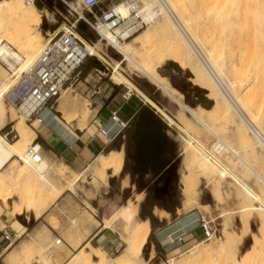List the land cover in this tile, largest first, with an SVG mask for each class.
Here are the masks:
<instances>
[{
  "label": "rangeland",
  "instance_id": "1",
  "mask_svg": "<svg viewBox=\"0 0 264 264\" xmlns=\"http://www.w3.org/2000/svg\"><path fill=\"white\" fill-rule=\"evenodd\" d=\"M126 1L109 0L105 5H110L111 8H114L116 5L125 3ZM144 1L145 3L147 2V0ZM154 1L156 2V0ZM180 1L183 2L188 14L190 13L189 15L194 18L198 17V15L206 16L204 8L209 14L208 11L212 7V5L210 8L205 7L204 4L208 0H205V3L202 0ZM242 1L226 0L225 3H220L227 10H224V16L222 15L218 19L217 37L223 39L225 42L230 41L231 47H233L234 40L238 37L240 40L242 37L248 39L247 43L250 45V49L252 48L251 51L253 52L252 54L255 60L250 71L248 70L250 73L247 71L250 81L249 90L254 89L255 93L263 96V104L260 105L264 108V0H247L248 3L244 0L246 5ZM43 3L48 7L47 12L46 15L42 14L44 16L43 22L35 29L41 32L45 40H43L41 49L38 50L36 57L49 40L55 36L60 37L62 35L64 31L59 32L61 26L65 25L66 27H70V23H73L79 15L93 17L82 6L79 0H43ZM207 5L210 4L207 3ZM247 6L251 7V9ZM50 9H52V17H50L51 13L48 11ZM242 9L245 11L244 13L247 19L244 20L246 24L243 27L251 30L247 32V34L250 33L248 36L247 34L239 33L240 20L238 15L240 11L243 12ZM201 10L202 14H199L198 11L201 12ZM226 12L229 13V17L226 16ZM162 15L164 20L170 21L169 23L176 31V35L182 39L187 45V49L191 51L186 41H184L185 39L180 36L181 33H179L173 20L164 13ZM80 22L88 26L84 21ZM199 23H201L200 20L198 21ZM206 23L210 26L212 24V18H206ZM18 29V24L13 21L5 25L2 31L6 33L7 31H17ZM90 31L93 41L87 42L91 45L90 49L95 50V55L88 57L80 69V80L69 88L68 95L71 99L70 115L74 114L75 117H78L76 119L78 127H90L102 112L103 102L106 101L109 89L112 86L118 85L114 82L119 83L121 80L125 83L124 85L130 87L126 81L137 86L136 81L142 80L154 86L156 91L159 92V96L157 97L159 104L148 97L146 105L151 107L152 103L156 104V113L161 118L157 119L158 124H160V128L157 126V131L162 139L168 140V147L163 158L166 159L168 164L167 171L164 174L171 176L172 187L175 193L173 205L177 209L172 219H175L179 215L200 212L202 216H205L212 222V225L217 230V236L212 240L197 241L186 246L187 248H183L182 251L173 254H167L162 249L163 247H161V254L157 255V250H152L151 246L147 245L143 252V258L148 260L152 253L155 255V258L158 256L156 259L154 258L151 264H170L169 261L172 258L176 259L177 264H264V242H262L263 239L261 238V234H259L260 221L264 217L262 215L264 214V146L254 137L251 130L249 131L245 124L241 122L239 116L229 107L228 103L234 123L224 124L225 122H215L208 114H205L203 119L200 117L212 130H209L198 119L193 117L185 107H182L187 106L194 110L203 108L207 113L214 107L213 102L204 96L205 92L200 94L201 90L199 87L190 81L191 74L189 71H181L179 67H175L168 60H165L161 64H156L158 73L166 77L172 88L183 95V100L181 99V102H183L180 104L176 99L168 96L156 85L152 84L141 73L134 70L136 69L134 67L135 65L124 62L125 57L119 53V50L114 45L105 39L102 40L91 27ZM140 33H144L143 36L133 41L130 44V48L134 60L138 64L144 65V60L148 53L145 50L146 46L154 51H160L166 47V44L162 41L163 36L157 33L155 28H151L149 24L141 29ZM249 35L253 37L250 38ZM193 37L195 36L193 35ZM248 37L253 40H249ZM4 42L11 45L16 54L26 64L32 62L33 59L29 61L9 41ZM242 44L239 43V46H242ZM245 44L243 45L245 46ZM239 52L240 50L234 55L235 65L238 67L240 66L241 60ZM190 53L192 54V52ZM192 56L195 57L194 55ZM117 63H123L119 69H116ZM191 65L194 68H198V70L209 78L207 70L196 57L192 58ZM92 67L94 70H91ZM9 78V74L5 68L0 65V85H2L0 86V92L5 83L9 81ZM209 80L213 83L211 78ZM124 85L119 86L125 88ZM1 101L4 105L7 119H0V133L4 135L8 131H12L9 136V141L14 143L18 138L14 126L21 118H24L18 115L17 110L8 108L2 97ZM57 107L58 102H55L53 109L50 110L61 121L60 123L64 127L75 131L77 126L71 125L75 122L70 123L57 110ZM181 113H184L185 117L192 124V129L188 133L185 131L183 125L178 122V116ZM110 115V113H107L106 119ZM29 125L36 134L41 129L40 123L34 125L29 123ZM8 126L9 129L5 131L4 128ZM134 126L135 122L123 133L124 138L118 149L121 150L122 148L125 151L123 171L118 177H113L111 173H108L107 181L97 179L92 175L94 162L83 172H74L66 168L62 161L53 157L50 159L52 166L47 176L50 181L49 183H43L34 178L19 176V172L22 170L21 164L13 163L8 167V171L12 175L11 173L4 174V182H0V231L7 230L11 234L10 228H12L22 238L17 237L13 239L12 243L5 245L0 251L1 264H4V258L14 249H17L15 251L17 257H15L16 259L13 264H66L78 252L75 249L77 247V240L83 237L86 231L85 229L91 226V223L85 215L90 220H93V218L85 211L86 207L92 211V214L100 222L101 219H107L111 222L114 220L112 222V230H107L106 234L111 241H108L105 246L99 243H93L92 245L93 247L102 246L105 252L100 249L104 252L109 264L118 263L117 258L125 252L132 231V226L126 225L119 218L122 207L131 202L136 204L135 198L137 194L144 193V199L140 203H137L138 212L136 219L141 220L140 214H146L149 211L151 203L149 198L153 195L154 189L163 186V180L156 178L153 171H149L143 176H139L138 173L134 172L138 145L136 138L133 136ZM238 127H244L247 135L246 138H249L253 143L259 142L262 147L260 146L255 150L251 148L244 141L243 134L239 131ZM260 130L264 134V129L260 128ZM35 142L42 146L43 155L46 156L45 151L47 148L42 140L36 139ZM187 149L193 152L192 160H188V162L185 161V152ZM187 173L189 177L191 173L193 174H191L193 193L189 200L185 198L181 184L183 176L187 177ZM76 180L77 183L71 188V185ZM127 180L129 184L125 187L124 184ZM140 181L145 182L144 188L139 187ZM68 189L72 190L68 191ZM60 192H64L63 195L67 192L65 198L61 200L60 198L63 195L58 198ZM4 199L9 201L8 206L5 205ZM256 208H262V210H256ZM18 210H22L23 214L18 215ZM80 224H84L85 226L80 227ZM20 225H23L25 228H22ZM7 226L11 227L9 228ZM43 227L54 230L55 234L48 230L46 240L42 237V244L40 245L38 243L37 245L23 243L30 241L31 237L35 234L43 232ZM194 227L199 228V222ZM227 234L230 241L226 244ZM72 236L75 238L74 242ZM58 238H62L63 243L66 245H57L55 241ZM256 241L259 243H257V248L255 249L253 246ZM188 243L186 242V244ZM21 244L22 246L20 247ZM25 246H28L27 251H21ZM50 247H53V252L50 251ZM193 249L195 251L198 250V253L194 256H192L194 251H191ZM206 249L212 250L207 252L205 251ZM91 250V248L84 249L85 252H88L92 256L94 262L96 259L99 262L100 259ZM80 252L68 264H93L86 260ZM97 261L95 262L96 264H101Z\"/></svg>",
  "mask_w": 264,
  "mask_h": 264
},
{
  "label": "bare ground",
  "instance_id": "2",
  "mask_svg": "<svg viewBox=\"0 0 264 264\" xmlns=\"http://www.w3.org/2000/svg\"><path fill=\"white\" fill-rule=\"evenodd\" d=\"M166 1L170 6L173 15L168 13L159 4L158 0H156L157 3L154 0L153 1L147 0L146 3L144 0H127L125 3L124 2L120 3L114 7L115 13L119 14L121 19L127 20L130 18L131 15L130 5L132 4V2H135V4H137L140 10L139 12L140 15L142 16L144 22L146 23V26H148L149 24L151 28H155L156 32L163 36L162 41L166 44V47L163 50L154 51L150 47L146 46L145 50H147L148 53L146 59L144 60V65H140L134 60L132 56V50L130 48V44L133 41L139 39L141 36H143L145 32L141 34L140 30L143 29L145 26L143 28H139L136 30L126 31L124 30V24L113 27L114 25L107 24V22L102 20L100 22L99 29L103 38L109 41L119 50V53L125 57L124 62H128V64L130 65L132 64L135 65L134 67L136 69L134 70L141 73L143 76L149 79V81L152 84L156 85L160 90H162L168 96L176 99L180 104H182L183 102V101L181 102L183 95L180 94L177 90L172 88L169 80L166 77H163V75L161 76V74L158 73L159 71L156 70L157 68L156 64H161L165 62V60H168L175 67L177 68L179 67L181 71H189L191 74L190 81L195 86L199 87V89L201 90V91L199 90L200 94H203L205 92L204 96L208 100L213 102L214 107L208 113L203 108H198L194 110L188 108L187 106H182V107H185L193 117L198 119L199 122L204 124L209 130L212 129L202 120L204 118L203 116H205V114H208L213 118L215 122H222V123L225 122L224 124L234 123V119L229 109V107H231L232 110L236 112L235 114L239 116L241 122L245 124V126L249 131L251 130V133L254 135V137L261 143L262 146H264V134L262 133L263 131L261 132L260 130V128L264 129V108L261 107L262 105H260L263 104V96L255 93L254 89L249 90L250 87V81L248 79L250 73L249 71L252 68L253 64L255 63L254 55L252 54L253 52L251 51L252 48L250 49L249 47L250 45H248L247 43L248 39L243 38L242 36H241L242 37L241 40L238 39L239 37L234 40L233 47H231L230 41L225 42L223 39L217 37L218 19L220 16L223 15L224 10H227L226 8H224V5L220 3H225L226 0L206 1L210 5L206 6L207 4L206 3L204 4L205 7L210 8L212 5V7L208 11L209 14L204 8L206 12V16L198 15V17L195 18L193 16H190L189 15L190 13L188 14L183 2H181L180 0H166ZM245 1L247 2V0ZM245 1L243 0L242 2L246 5ZM202 2L205 3V0H202ZM199 6L201 5L199 4ZM47 8L48 7L43 3V0H0V60L2 62H5L10 69L16 72L15 76L10 74L6 66L0 63V65L3 68H5V70L7 71L10 77L9 81L5 83V85L2 88V91L0 92L1 95L0 119L2 120H6L7 115L5 113V109L1 101V97L8 108L16 110L14 107L7 105L5 100L6 94L15 85L17 81L16 77H19L20 74H22V72L26 69L28 65H33L39 57V55L37 57L36 55L38 53V50L41 49L40 47L42 46L43 40H45V38L43 37L41 32L36 31L37 29L35 28L36 27L38 28V26L42 24L44 18L42 14L46 15ZM249 9H251V7H249ZM50 10L48 11L51 13L50 17H52L53 15L52 9ZM199 11L198 13L202 14V10L201 12ZM242 11L243 12L240 11L238 15V18L240 20L239 33L247 34V32H250L251 30H247L245 27H243L246 24V21L244 22V20L247 19H246V14L244 13L245 11L243 9ZM163 13L169 16L171 20H173L175 26L179 30V33H181L180 36H182L185 39L184 41H186L191 51L187 49V45L182 41V39L176 35L175 33L176 31L173 29V26L169 23L170 21L168 22V20L166 21L162 18ZM226 13H227L226 16L229 17V13L228 12ZM208 17L212 18V24L210 26H208L206 23V18ZM198 19L201 21V23H199L201 24V26H199L198 24L199 21ZM13 21H15L18 24L19 29L17 31H7L6 33H3L2 29L4 28V26ZM59 32L76 34L80 42L83 44L87 56L92 57L95 55V50L90 49L91 45L87 42V40L84 39L82 36H80V34H78L71 26L70 27H66L65 25L61 26ZM251 34L253 33L251 32ZM193 35L195 37H193ZM249 36L250 38L253 37V36L251 37V35ZM55 38L57 37L56 36L53 37V39ZM250 38L249 40H251ZM4 41H9L29 61L33 59L32 62L28 61L30 64H26V62L20 59L18 54H16L14 48L11 45L5 43ZM49 41L47 42V44L49 43ZM239 43L240 44L247 43V44H245V46L243 44L242 46L241 45L239 46ZM239 50H240L239 53L241 55L240 66H239L240 68L237 65H235V56H234ZM190 52H192V54ZM192 55H194L199 60V62L203 64V67H205V69L207 70L209 74V78H211L213 83L200 70H198V68H194L191 65L192 58H195ZM34 57L36 58L34 59ZM122 64L123 63H117L116 69H119ZM247 71L249 73H247ZM69 88L64 89L65 91L63 90V93L57 100L58 101L57 110L70 123H74L76 122V119H78V117H75L74 114L70 115L71 99L69 98L68 95ZM127 88L129 89V92L127 94L128 97H131L133 93L137 94L136 90L132 89L131 87H127ZM227 103L229 104V107ZM151 108L156 112L157 106L155 103L151 104ZM11 114L13 113L11 112ZM18 115L22 116L25 120L21 118L14 126L15 127L14 129L17 131L18 134L17 140L14 141V143H11L8 139H6L5 135H2L0 133V182H4V178H3L4 174L11 173L10 171H8V167L13 163H18L21 164L20 166L22 168V170L19 172V176L34 178L36 180L42 181L43 183H49L50 181L47 176L51 169L52 162H50V160H48V158H46L43 155L42 146L39 143L35 142V140L37 139V134L30 127L25 113H21V114L18 113ZM43 115L45 121L44 112ZM178 117H179L178 122H180V124L183 125L185 131L188 133L192 129V124L190 123L189 119L185 117L184 113H181ZM38 123L39 122L36 121L33 123V125ZM114 124L117 126L116 123ZM244 127H240V128L238 127L239 131L243 134L242 137L244 141H246V143H248L251 146V148H253L254 150L260 147L261 145L259 142L253 143L252 141H250L249 138L248 139L246 138L247 135ZM30 150H32L33 152L31 155L29 154ZM185 154H186V159H185L186 162H188V160H192L191 158L193 157L192 156L193 152L187 149ZM124 163H125V151L122 148L121 150H116V151L114 150L108 154H102L93 163L94 167L92 168L93 170L92 175L97 179H103L105 181H107L108 173H111V176L113 177H118L121 175L123 171ZM191 174L189 177L187 173V177L183 176V179L181 181L183 187L182 191L187 200L191 198L193 193V187L191 184V179H192ZM76 183L77 180L73 182L71 188H73ZM128 184L129 182L127 180L125 181L124 186L127 187ZM71 190L72 189H68V191ZM63 193L64 192H60L58 198L61 197ZM143 199H144V193H138L135 198L136 204L131 202L127 205H124L121 209L120 215L118 214L119 218L122 219L123 222L126 223V225L132 226L131 229L132 231L130 233L131 236H129L130 239L127 238L128 242L125 252L123 253V255L117 258L118 260L117 264H136V263L151 264V262L155 258L154 254H152L148 260H145L143 258V252L148 244V238L151 233V225L149 221L136 219L138 212L137 203H140ZM4 203L6 206L9 205V201L7 199H4ZM157 210H155V212L158 213L160 210L159 211ZM256 210H262V208H256ZM17 214L18 215L23 214L22 210H18ZM160 215L166 217L169 214L167 215L166 212L162 211L160 212ZM103 222H104L103 229L104 228L110 229L112 227V222L110 220L106 219ZM260 222H261L260 223L261 226L259 229V234H261V238L263 239L262 242H264V217L261 219ZM20 226L22 228H25L23 225ZM17 237L22 238V236L18 235V233H17ZM226 237H227V241H226L227 244L229 243L230 238L228 234ZM168 240L169 237L165 240V242H167ZM257 243L259 242L256 241L254 243L253 248L255 249L257 248ZM60 244H62V242ZM27 247L28 246L23 247L21 251H27L28 249ZM90 248L94 251L93 252L91 250L95 254V256L98 259H100L99 262L101 264H109V262H107L108 259L105 257L104 252L100 248L93 246H91ZM211 250L212 249H206L205 251L209 252ZM191 251L192 252L194 251L192 253V256L198 253V250L195 251L193 249ZM80 253L86 260L90 261L93 264H96L95 262L97 261V259L94 262V260H92V256L88 252L81 250ZM15 257H17L16 253L13 252L5 259V264H13L14 260L16 259ZM45 261L48 262L47 259H45ZM169 263L177 264V261L176 259L172 258L169 261Z\"/></svg>",
  "mask_w": 264,
  "mask_h": 264
},
{
  "label": "crops",
  "instance_id": "3",
  "mask_svg": "<svg viewBox=\"0 0 264 264\" xmlns=\"http://www.w3.org/2000/svg\"><path fill=\"white\" fill-rule=\"evenodd\" d=\"M107 8H110V5H104L102 11H105ZM91 70L94 69L92 68ZM114 83L118 85L112 86V88L109 89L106 101L103 102V110L95 119L93 125H91L90 127H78V122L76 121L74 124H71L77 126V128H75V131H73L68 127H64L60 123L61 121L54 115V113L50 109H46L44 111L45 121L43 123H40L41 129H39L37 132V139L42 140L43 144L46 146L47 150L45 151V154L47 157H45L48 158V160L55 157L59 161H62L65 166L68 167L71 171L83 172L100 155L108 154L114 150H118L112 149L114 148L116 138H124L123 133L130 127V125L135 122L137 116H140V113L145 108H147L148 105H146V101L141 98L138 92L137 94L133 93L131 97H128L127 94L129 92V89L127 87L129 86L124 85L125 83H123L121 80L119 83ZM119 85H124L125 88H121V86ZM115 111H117V115L120 120L128 124V126L122 131L119 130V128L112 121V113ZM107 113H110L111 115L106 119ZM8 129L5 130L4 128L5 131H7ZM102 130H104L105 133H103ZM7 133L11 135L12 131H8L5 134ZM108 150L109 152L106 153ZM157 177L159 176H156V178ZM66 193L60 198V200L62 198H65ZM92 208L96 210L94 207ZM153 208L154 209H152V214L155 218L156 227H152L150 219L145 220L150 222L152 234V238L150 237L151 234L149 236L147 245H150L152 250H157V255L161 254V247H163L162 249L167 254H173L182 251L183 248L190 244H193L200 240H204L203 232L200 227H194L195 224L197 223L198 225V222L200 221V212L192 213L189 215H179L175 219H172V216L176 213V211L175 213H171L158 205L153 206ZM155 210L160 211L157 213L155 212ZM85 211L93 218V220H90L87 215L84 214L87 220L91 223V226L86 228L83 237L77 240V247L75 249H77L78 252L75 253L73 257L81 250L93 246V243H99L105 246L108 241H111V239L106 234L107 230H112V228L103 229L104 220L101 219V222L98 221L92 214V211L87 207L85 208ZM162 211L166 212L167 215H169L167 217L161 216L160 212ZM142 220L144 219L142 218ZM83 226L85 225L80 224V227ZM7 227L10 228L11 226ZM10 229L11 234L7 230L0 231V251L5 247V245L9 244V242H7L4 238L5 234L7 233L14 236V232L16 230L14 231V229L12 228ZM48 230L51 233L55 234L54 230L43 227V232L35 234L31 237L30 241H26L23 243L34 245H37V243L39 245L42 244V237H44V239L46 240L49 232ZM168 237L169 240L165 242ZM72 238L74 242L75 238L73 236ZM65 242L69 244L66 240ZM186 242L189 243L186 244ZM22 244L20 245V247L22 246ZM62 244L65 243H63L62 241ZM107 246L109 247V245ZM97 248H101L105 252L102 246H97ZM16 250L17 249L12 250L4 258V264L5 259ZM72 258H70L66 264H68Z\"/></svg>",
  "mask_w": 264,
  "mask_h": 264
},
{
  "label": "built area",
  "instance_id": "4",
  "mask_svg": "<svg viewBox=\"0 0 264 264\" xmlns=\"http://www.w3.org/2000/svg\"><path fill=\"white\" fill-rule=\"evenodd\" d=\"M79 1L93 17L79 15L73 23H70V26L76 32L80 21L87 23L102 40L104 38L99 29L102 20L107 22V24L114 25L113 27L124 24V30L126 31L146 26L135 2L130 5V18L123 20L119 14L115 13L114 8L110 7L102 11V7L109 0ZM158 2L168 13L173 15L166 0H158ZM87 59L85 48L77 35L74 33H62L60 37L50 40L40 52L37 61L33 65H28L22 74L16 77L15 85L5 97L7 105L14 107L19 114L25 113L28 123L32 125L36 121L43 123V112L46 109H53L63 90L72 87L74 83L80 80V69ZM0 63L6 66L10 74L16 75V72L10 69L5 62L0 60ZM112 121L117 124L121 131L128 126L127 123L120 120L117 111L112 113ZM102 131L105 133L104 130ZM9 135L8 133L5 134L8 140ZM32 153V150H30L29 154L31 155ZM199 227L203 232L204 240H210L217 236V230L205 216H201ZM12 237V235L7 233L4 236L7 242L12 243V240L17 238V233L14 232V237ZM62 241V238H58L55 242L58 245ZM50 251H54L53 247H50Z\"/></svg>",
  "mask_w": 264,
  "mask_h": 264
},
{
  "label": "water",
  "instance_id": "5",
  "mask_svg": "<svg viewBox=\"0 0 264 264\" xmlns=\"http://www.w3.org/2000/svg\"><path fill=\"white\" fill-rule=\"evenodd\" d=\"M157 113L147 106L139 116L136 125L135 138L138 142L136 153V167L134 172L143 176L153 171L156 176H162L167 171V161L163 155L168 147V140L162 139L157 131L160 128ZM145 182L140 181L139 187L144 188Z\"/></svg>",
  "mask_w": 264,
  "mask_h": 264
},
{
  "label": "trees",
  "instance_id": "6",
  "mask_svg": "<svg viewBox=\"0 0 264 264\" xmlns=\"http://www.w3.org/2000/svg\"><path fill=\"white\" fill-rule=\"evenodd\" d=\"M77 32L80 34V36H82L87 41H89V42L93 41L92 33L90 31V27L86 26L82 22L78 23ZM126 83H128L132 89L136 90L139 93V95L141 96V98L144 99L145 101L148 100V97H150L153 101H155L157 104H159L158 99H157V97L159 96V92H157L156 88L154 86L150 85L148 82L142 81V80L141 81L137 80L136 84L138 87L129 81H126ZM138 120H139V115L137 116V118L135 120V126L133 128L134 129V131H133L134 137H135V130H136V125H137ZM8 128H9V126L6 127L5 130ZM115 141L116 142H115L114 148H112V149H119L120 145L122 144V139L117 137ZM108 152H109V150L106 153H108ZM164 175L162 177L159 176L157 178H159L161 180L164 177ZM168 181H169V179H167L166 185L164 187L155 188L156 191L159 193H158V195L157 194L155 195V193L153 192V195L150 196L149 200L151 201V203L149 202L150 208H149L148 213H146V214L141 213L140 214L141 218H143L144 220H146V219L151 220L153 228L156 227L155 218H154V215L152 214L153 206L158 205V206L166 209L167 211H169L171 213H175V211H176L175 210L176 208L173 205V197L175 195L174 189L172 186L170 187V190L168 189V183H169ZM159 190H162L164 193H162ZM150 237L152 238V234ZM157 257L158 256H156V258Z\"/></svg>",
  "mask_w": 264,
  "mask_h": 264
},
{
  "label": "flooded vegetation",
  "instance_id": "7",
  "mask_svg": "<svg viewBox=\"0 0 264 264\" xmlns=\"http://www.w3.org/2000/svg\"><path fill=\"white\" fill-rule=\"evenodd\" d=\"M167 179H169V183H168V189L170 190V187L172 186V178H171V176H169L168 174H165L164 175V177L161 179V180H163V186H161V187H164L165 185H166V182H167ZM151 184V183H150ZM149 184V185H150ZM148 185V186H149ZM159 191H161L162 193H164L162 190H159ZM154 193H155V195L157 194L158 195V193L159 192H157L156 191V189L154 190Z\"/></svg>",
  "mask_w": 264,
  "mask_h": 264
}]
</instances>
